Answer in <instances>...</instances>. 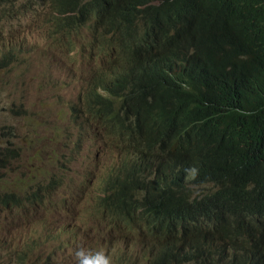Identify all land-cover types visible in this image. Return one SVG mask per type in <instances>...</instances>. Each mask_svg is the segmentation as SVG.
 Wrapping results in <instances>:
<instances>
[{
	"label": "trees",
	"instance_id": "1",
	"mask_svg": "<svg viewBox=\"0 0 264 264\" xmlns=\"http://www.w3.org/2000/svg\"><path fill=\"white\" fill-rule=\"evenodd\" d=\"M48 1L64 6L82 0ZM16 3L0 0V9ZM86 24L96 47L93 71L53 76L40 91L56 97L65 79L75 81L63 101V110L75 116L68 129L84 128L78 123L83 116L91 125L100 119L112 146L127 154L109 168L106 191L91 214L126 213L131 201L160 206L169 219L210 212L214 258L229 264L234 213L245 205L264 212V174L259 180L244 176L264 161V0H100ZM46 49L33 45L38 58ZM18 151L0 147V169ZM142 187L150 191L134 199ZM126 218L133 223L141 217L124 216L120 223ZM189 241L172 233L166 245Z\"/></svg>",
	"mask_w": 264,
	"mask_h": 264
},
{
	"label": "rangeland",
	"instance_id": "2",
	"mask_svg": "<svg viewBox=\"0 0 264 264\" xmlns=\"http://www.w3.org/2000/svg\"><path fill=\"white\" fill-rule=\"evenodd\" d=\"M25 3L41 7L46 2L18 0L14 6L19 16L11 21L0 17V46L8 42L21 46L14 65L0 74V146L12 144L19 150L16 156L8 154L7 166L0 169V199L5 195L21 199L43 189L40 196L48 195L41 206L0 205V264L20 260L24 264H75L74 253L80 247L103 248L113 255L114 264H144L148 237L143 232L131 227L114 229L109 221L91 215L97 198L103 196L109 168L119 164L120 155L100 119L91 125L83 116L78 123H84V128L68 129L75 116L63 115V101L73 93L72 87H60L56 97L48 91L39 93V80L51 66L53 53L35 56L33 45L47 18L22 13ZM65 54L56 53L55 77L62 78L69 68L82 75L92 69L86 61L69 67ZM12 102L26 115L11 109ZM149 191L143 187L138 197ZM124 233L119 242L113 237Z\"/></svg>",
	"mask_w": 264,
	"mask_h": 264
},
{
	"label": "clouds",
	"instance_id": "3",
	"mask_svg": "<svg viewBox=\"0 0 264 264\" xmlns=\"http://www.w3.org/2000/svg\"><path fill=\"white\" fill-rule=\"evenodd\" d=\"M9 0L6 1V4ZM16 7L13 6L12 8H9V12H11L13 9ZM90 8V5L85 6L82 9V12L87 11ZM40 13L43 14L45 11H49L50 8L46 4L43 6L39 7ZM42 26H45V24H42ZM86 35L83 34L82 32H78L74 28H69V38L71 43H79L83 42L85 39ZM6 45V44H5ZM0 50L7 51L8 49L5 48V46H0ZM80 51H86V47L84 44H81L79 47ZM43 52V51H42ZM0 55H2L0 51ZM84 61L81 60L79 64L83 63ZM77 65L76 63H72V66ZM11 69V67L5 66L4 59L0 61V74L4 72L5 70ZM12 105H16L15 102L11 103ZM147 206L148 203L143 205L141 207L143 212H147ZM250 211H254V209H248ZM161 209L158 210L153 218L154 226L157 227L159 224L158 221V215H160ZM173 221H176L177 218L172 219ZM204 220L203 217L198 216V214L194 216H190L185 218L184 220L178 219V223L175 225L174 228H184L186 231H191L192 227L194 224H203L202 221ZM163 228V227H162ZM174 228L167 229L166 231L161 230V229H156L152 232V234L148 237V243L146 244L148 247L146 251V259L145 262L152 263L153 261H156L158 258L155 256L156 251L161 252V258L166 259L167 256L171 251H176L181 253V256L183 258H186L189 262V264H218L216 261H208L205 258H202L201 256V247L204 242H206V234L204 231L201 233L200 237L198 239L189 241L187 246L184 247L183 244L174 246V247H167L166 239L169 236V232L172 231ZM200 252V258L198 256V253ZM246 253L243 255L246 257ZM75 264H111V258L109 255H106L103 250H96V249H88L84 247L78 248L75 253ZM240 264H264L262 261L260 255L255 254L251 255L249 257V261L247 262H242Z\"/></svg>",
	"mask_w": 264,
	"mask_h": 264
},
{
	"label": "bare ground",
	"instance_id": "4",
	"mask_svg": "<svg viewBox=\"0 0 264 264\" xmlns=\"http://www.w3.org/2000/svg\"><path fill=\"white\" fill-rule=\"evenodd\" d=\"M29 10V8L27 9ZM27 10H24L22 13H27ZM58 16H53L51 17L50 19H47L45 21V25H49V24H54L55 21L57 20ZM50 34H52V32H50ZM69 41V35H65L63 38H62V42L63 44H67ZM7 49V48H6ZM15 63V60H10L7 65L8 66H12L13 64ZM51 68V73L49 72ZM93 76L97 77V74H92ZM54 74L52 72V67L51 66H48V68L43 72L40 80H39V93H45L47 91V89L43 90V91H40L41 89H43L44 87H47L50 85V80L53 78ZM108 85L112 86L113 83L112 82H106ZM63 115H72L71 112L69 111H66ZM56 129L58 130H62V127L60 126H56ZM65 146L67 147V143L64 142ZM154 160V157L151 156L149 158V161H153ZM146 164V162H143L142 165L144 166ZM38 169H40V166H38ZM248 179H250L248 177ZM251 180V179H250ZM33 191V189H32ZM44 191L46 190H39V191H36L34 193H29L28 195H23L20 199V203L18 204V207H25L26 204H36L37 206L40 204V206L42 205L43 203V200L46 198V196L48 194H45L43 195L42 197L40 196L41 193H44ZM29 192V191H28ZM131 204H133V202L131 201ZM12 206V205H11ZM14 207V206H13ZM17 209V208H16ZM18 212V211H17ZM259 217V216H264V212H251L250 210H247V209H244L242 210L241 208H239V211L238 212H235L234 215H233V226L235 227V230H237L239 227H242L246 224H249L253 219L254 217ZM141 217V216H140ZM217 218H214V220H216ZM132 221H130V218H126L123 222L122 225H124V227L126 228V230L128 231L130 229V225L129 224H132ZM216 224H213L212 222V227ZM209 227V220L204 223V224H194L193 227H192V230L191 231H186L184 232L183 234H181V230L179 228H176L174 231H173V234L177 237V238H180V237H190V240H195V239H198L201 235V233L207 228ZM237 232H235L234 234V237L238 234H236ZM114 239H116V241H121L124 237H125V233L120 235H115L113 236ZM239 238V242H244L243 238L239 235L238 236ZM115 241V243H117ZM114 243V244H115ZM253 243V242H251ZM21 262V260H20Z\"/></svg>",
	"mask_w": 264,
	"mask_h": 264
}]
</instances>
